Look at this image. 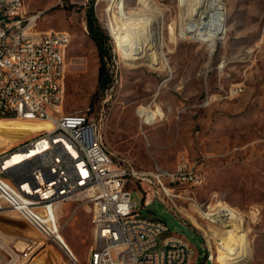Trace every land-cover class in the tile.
<instances>
[{
  "label": "rangeland",
  "instance_id": "obj_1",
  "mask_svg": "<svg viewBox=\"0 0 264 264\" xmlns=\"http://www.w3.org/2000/svg\"><path fill=\"white\" fill-rule=\"evenodd\" d=\"M119 2L25 0L29 12L41 14L38 30L71 34L63 112L91 109L113 157L138 168L150 170L158 163L173 169L183 153L193 158L207 155V183L200 188V199L218 194L243 213L244 229L238 226L226 232L223 242L233 234L241 236L246 241L247 264H264V0H222L226 33L216 40L212 54L209 42L180 37L181 23L192 15L193 0H149L146 5L126 0V11L137 13L138 21L147 22L153 16L165 22V57L158 58L162 62L138 65L124 58L117 38V28L125 27L117 13ZM91 11L107 39L105 48L111 58H100L88 27ZM101 67L109 83L98 91ZM232 86L242 87L243 92L227 96ZM207 97L210 99L204 106ZM147 106L164 112L160 121L144 128L148 141L138 114L139 108ZM42 125L0 119V154L40 134ZM131 190L132 200L141 208V191ZM141 214L166 223L170 231L166 235L189 240L203 263L206 250L202 237L168 206L156 200L141 209ZM59 216L61 239L81 264H88L95 244L88 205L71 203ZM0 240L22 250L29 242L40 241V236L18 214L6 212L0 214ZM219 251H214L213 264H223ZM2 257L6 254L0 248ZM35 257L41 258L42 264H70L69 254L59 245L41 246L29 264Z\"/></svg>",
  "mask_w": 264,
  "mask_h": 264
},
{
  "label": "built area",
  "instance_id": "obj_2",
  "mask_svg": "<svg viewBox=\"0 0 264 264\" xmlns=\"http://www.w3.org/2000/svg\"><path fill=\"white\" fill-rule=\"evenodd\" d=\"M40 18V13L29 12L25 0H0V119L52 126L0 154V214H18L40 236V241L29 242L22 250L0 240L7 257L0 258V264H29L41 246L64 243L59 235V215L71 203L88 205L92 228L93 222L104 225V237H96L93 231L103 264L210 262L211 251L220 250L225 233L238 225L244 229L246 219L218 194L200 199V188L207 183L208 156L189 158L183 153L173 169L155 163L150 170L114 158L91 109L63 112L72 37L66 31L38 30ZM242 92V87L232 86L226 93L237 96ZM138 114L148 141L144 128L160 118L149 121L142 108ZM131 187L143 195L141 208L132 200ZM156 200L202 237L206 250L203 263L201 255L192 258V251L183 249V242L189 240L164 239L167 224L141 214V209ZM193 207L211 216V225L195 220ZM228 214H235V221H228ZM109 240H122V251H112ZM170 246H177V253H170ZM64 247L69 263L81 264L65 243ZM116 252H123V259H116Z\"/></svg>",
  "mask_w": 264,
  "mask_h": 264
},
{
  "label": "bare ground",
  "instance_id": "obj_3",
  "mask_svg": "<svg viewBox=\"0 0 264 264\" xmlns=\"http://www.w3.org/2000/svg\"><path fill=\"white\" fill-rule=\"evenodd\" d=\"M140 3L146 5L149 3V0H140ZM191 5H193L192 15L188 17L187 20H183V22L181 23L180 37L195 41L209 42V52L210 54H212L215 48L216 40L218 38H222L226 33V16L222 0H193V3ZM117 9L119 18L125 21V27L117 28V38H119L121 41L124 58L133 65H138L142 62L161 63L162 61H160V59L165 57V55L163 54L162 41V36L165 31L164 20H160V18L158 17L153 19V16H149L152 19L148 20L147 22L138 21L137 13H129L126 11V0H120ZM173 38L175 39L174 36ZM142 110L144 114H146L149 121H154L156 117L161 118L164 115V112L160 107L152 108L151 106H147L142 108ZM39 123L43 124V127L40 128L41 132L50 130L52 128L51 124L49 123ZM16 158L17 157H14L12 160H15ZM11 161H9L8 163H10ZM204 184L205 183H203L202 186ZM193 217L195 220H203L204 225H211V216H204L202 208L200 207H193ZM228 221H235V214H228ZM239 223L240 222H238V224ZM59 227H61L60 221ZM93 230L96 237H104V225L100 224V222H93ZM234 230H237V228H234ZM167 233H170L169 229L164 231V239H184L183 236L177 234L166 235ZM234 236H236V239H233ZM239 237L241 236L237 237V235L233 234L222 245L219 251V258L220 256H223L221 258V262L223 264H247L249 256L247 254L246 241L243 238ZM63 242L68 247L67 243L64 240ZM19 243L22 244V246L24 244L23 241ZM64 243H56V245L61 246V249L65 253L69 254V252H67L64 247ZM109 247L112 249V251H122L123 241L109 240ZM183 249L185 251H192V258H198L197 252L190 242H183ZM170 253H177V246H170ZM214 255V251H211L210 262L212 264L214 263L215 259ZM35 258L33 259V261L35 260ZM89 258L90 260L88 264H103V255H101L100 253L99 242H95L94 246L91 248ZM116 259H123V252H116ZM37 261L38 260H35V262H33L32 264H36Z\"/></svg>",
  "mask_w": 264,
  "mask_h": 264
},
{
  "label": "trees",
  "instance_id": "obj_4",
  "mask_svg": "<svg viewBox=\"0 0 264 264\" xmlns=\"http://www.w3.org/2000/svg\"><path fill=\"white\" fill-rule=\"evenodd\" d=\"M88 27H89L91 36L95 40L97 47L99 49L100 58L102 60H105L107 56H110L111 58L112 55L110 51H106V48H105L107 39L104 36H102V31L98 23L95 20V14L93 11H91L90 13V20L88 21ZM108 83H109L108 74H106L105 68L101 67V69L99 70V76H98V91H100L105 86H108Z\"/></svg>",
  "mask_w": 264,
  "mask_h": 264
},
{
  "label": "crops",
  "instance_id": "obj_5",
  "mask_svg": "<svg viewBox=\"0 0 264 264\" xmlns=\"http://www.w3.org/2000/svg\"><path fill=\"white\" fill-rule=\"evenodd\" d=\"M40 132H41V129H40L39 133H40ZM33 137H34V136H33ZM33 137H29V139H30V138H33ZM27 138H28V137H27ZM25 139H26V138H24V140H25ZM29 139H28V140H29ZM28 140H27V141H28ZM27 141H25V142H27ZM25 142H24V143H25ZM7 151H8V150H4V152H7ZM1 152H2V151H1ZM35 260H38V261L42 264V259H41V258H37V257H36Z\"/></svg>",
  "mask_w": 264,
  "mask_h": 264
}]
</instances>
